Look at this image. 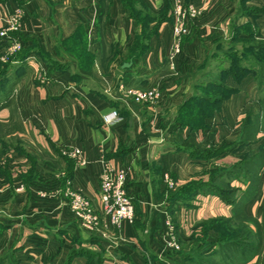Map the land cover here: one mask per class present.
Listing matches in <instances>:
<instances>
[{
  "label": "crops",
  "instance_id": "obj_1",
  "mask_svg": "<svg viewBox=\"0 0 264 264\" xmlns=\"http://www.w3.org/2000/svg\"><path fill=\"white\" fill-rule=\"evenodd\" d=\"M176 1L200 12L173 52ZM142 3L152 17L146 24L138 21ZM142 3L0 0V31L18 15L11 38L0 37V99H10L0 106V257L12 253L16 264H177L164 243L165 222L185 250L201 235L200 223L231 214L230 203L207 190L246 188L235 167L264 144V130L256 142L234 143L262 109L264 83L246 65L245 48L264 45V0ZM163 8L168 19L158 21ZM141 88L158 97L135 103L129 91ZM184 104L186 123L178 119ZM111 110L120 119L106 125ZM76 148L84 163L71 156ZM104 162L127 170L135 218L85 228L68 192L97 208ZM259 174L243 206L257 219L264 165ZM188 184L196 186L191 197L170 199ZM263 256L264 249L246 264H264Z\"/></svg>",
  "mask_w": 264,
  "mask_h": 264
},
{
  "label": "trees",
  "instance_id": "obj_2",
  "mask_svg": "<svg viewBox=\"0 0 264 264\" xmlns=\"http://www.w3.org/2000/svg\"><path fill=\"white\" fill-rule=\"evenodd\" d=\"M142 3V0H140ZM142 8L137 11L140 15L139 23L146 24L148 20L152 19L150 13L145 9L143 3ZM103 10V9H102ZM166 8H163L162 14L157 18L166 20ZM263 45L259 46L262 47ZM264 73V67L261 68ZM260 81V80H259ZM262 82V81H261ZM211 87H217L211 85ZM0 99V106L7 107L10 105V99L8 95H2ZM187 104H184L180 108L178 119L186 123L189 121L190 111ZM261 111L257 116H251L243 124V129L240 138L237 143H234V148L243 143L256 142L255 134L258 130H264V96L260 99ZM16 116L11 113V118ZM264 165V144H260L255 154L251 156H244L242 162L236 164V172L245 174L248 180V184L243 191H236L228 189L227 183H223L225 186V192H217L215 189H208L207 192H213L218 194L225 202H229L231 205V214L228 218L216 217L212 220L204 221L200 223V230L202 236L193 238L206 237L208 231L213 230L216 232L217 248L212 252L193 251L191 248L180 246L178 251H174L176 256L181 260L183 264H246L255 257L261 256L264 249V205L262 209V215L260 219L253 216H249L244 212V204L254 194L256 186L260 177V171ZM196 188L194 184H188L183 186L177 191L171 193L170 199L174 198H189L193 195V191ZM198 244V243H197ZM205 258L200 259L199 258ZM0 264H16L12 253H7L0 257Z\"/></svg>",
  "mask_w": 264,
  "mask_h": 264
},
{
  "label": "built area",
  "instance_id": "obj_3",
  "mask_svg": "<svg viewBox=\"0 0 264 264\" xmlns=\"http://www.w3.org/2000/svg\"><path fill=\"white\" fill-rule=\"evenodd\" d=\"M172 47L173 52L180 50V39L189 34V23L195 19L200 12V9L192 3L184 4L181 1H176L172 7ZM18 23V15H10L6 20V28L0 31V37H10L9 32L16 29ZM13 40V38H12ZM12 51H17L21 48L18 42H13ZM129 93L135 103L153 102L158 93L154 88H141L130 90ZM119 114L115 110H111L109 114L104 115L103 123L109 125L119 120ZM71 156L77 162L84 163L81 156V150L76 148L72 151ZM127 170L125 168L115 166L112 163L104 162L103 168L99 174L100 184L98 193V206L92 208L90 203L82 195L74 192H68L69 208L75 218L85 228H91L98 220H102L107 225L119 226L123 222H132L135 218L134 204L131 195L126 190ZM168 186L172 187L173 183L169 182ZM22 189V186H20ZM167 227L164 233V243L173 251L179 250V243L176 242L168 221L165 222Z\"/></svg>",
  "mask_w": 264,
  "mask_h": 264
},
{
  "label": "rangeland",
  "instance_id": "obj_4",
  "mask_svg": "<svg viewBox=\"0 0 264 264\" xmlns=\"http://www.w3.org/2000/svg\"><path fill=\"white\" fill-rule=\"evenodd\" d=\"M245 63L246 65L249 64L251 69L253 70L254 74L257 75V79L264 83V73L261 71V68L264 67V45L262 47L253 48H245ZM253 62V63H252ZM254 64V67L252 66ZM0 165H3L0 161ZM23 189V188H22ZM260 219V218H259ZM214 231V229L212 230ZM209 232V231H208ZM209 232L206 234V237H199L196 238L195 241H192V244L188 246V250L191 252V248L193 251H201V252H212L214 249L217 248V243L214 241L216 240V232ZM202 236V235H200ZM213 240V242H212ZM211 241V242H210ZM198 243V244H197ZM180 248V244H179ZM178 251V250H176ZM264 257V256H263ZM200 259H205L199 256ZM206 260V259H205ZM177 264H183L179 259Z\"/></svg>",
  "mask_w": 264,
  "mask_h": 264
}]
</instances>
